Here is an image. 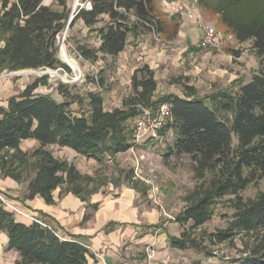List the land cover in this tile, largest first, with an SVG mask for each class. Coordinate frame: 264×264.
Wrapping results in <instances>:
<instances>
[{
  "label": "trees",
  "instance_id": "trees-1",
  "mask_svg": "<svg viewBox=\"0 0 264 264\" xmlns=\"http://www.w3.org/2000/svg\"><path fill=\"white\" fill-rule=\"evenodd\" d=\"M157 1L90 0L89 9L72 13L67 0H51L50 5L43 0H0V73L57 69L70 73L58 59L57 36L67 28L71 16L69 29L81 22L98 36L97 47L76 44L81 59H115L124 52L129 37L165 34V24L156 12ZM241 1L199 0V4L212 5L226 31L239 44L250 42L262 64L264 5L249 8ZM235 4L245 15L238 14ZM177 32L178 27L171 35ZM46 80L47 76L37 79L0 104V176L26 183L23 200L38 197L52 205L53 193L59 189V197L71 194L87 202L107 185L99 170L81 174L73 162L55 158L47 147L68 148L99 166L113 162L132 148L134 122L142 110L156 111L166 105L169 116L160 137L170 132L173 142L165 156L188 157L195 182L174 218L181 232L177 237L168 235L169 248L208 256L204 242L215 247L238 241L241 256L228 264H264V193L247 199L242 196L264 180V70L259 69L235 90H216L199 98L195 87L183 85L182 97L165 94L156 98L154 71L143 65L131 75L130 95L119 108L106 110L100 92H87V111L78 115L69 109L78 97L65 85L57 86L61 101L34 94ZM93 83L98 89L105 86L102 78ZM26 140H35L38 147L31 152L22 150L20 144ZM132 177L127 175L124 182L145 195ZM0 195L13 201L5 192ZM226 198L232 211L227 227L202 232ZM27 223L17 220L0 202V234L7 236L6 250L18 255L14 264H97L78 238L64 240L38 222ZM197 232L201 234L197 236Z\"/></svg>",
  "mask_w": 264,
  "mask_h": 264
},
{
  "label": "rangeland",
  "instance_id": "rangeland-1",
  "mask_svg": "<svg viewBox=\"0 0 264 264\" xmlns=\"http://www.w3.org/2000/svg\"><path fill=\"white\" fill-rule=\"evenodd\" d=\"M67 1L73 10L76 0ZM184 2H187L188 6H193V10L198 12L197 16L204 26L213 27L222 34L223 42L219 49L200 48L198 44L200 37L198 38L197 35H187L184 39L179 33L183 30V16H173L163 12L166 7L163 9L158 0L155 4L156 12L165 24V34L152 32L141 35L137 39L129 37L128 45L117 58L105 57L96 62H89L76 54L75 46L82 44L91 48L97 47L99 45L98 36L94 30L90 31L81 22H77L73 28H66L59 35L58 59L65 64L60 55L61 50L64 49L66 54L76 62L79 72L68 66L70 73L61 69L3 71L0 73V101L20 93L27 85L47 76L46 84L38 86L34 94L49 95L61 101L62 97L57 93V86L65 85L69 92L78 97L69 107L73 114L78 115L87 111L85 102L87 92H100L103 95L106 110L119 108L122 100L130 95L131 74L136 68L146 64L153 68L155 73L156 98L165 94L181 96L183 85L195 87L199 98H204L216 90H235L239 84L249 82L259 69L264 70V60L260 64L251 48V43H237L220 23L219 14L212 5L210 7L201 6L199 0H184ZM43 3L50 5L51 0H43ZM83 4H85L84 0H77L75 10ZM241 5L255 8L264 5V0H244L241 1ZM237 6L238 4H235L238 14L245 15L241 6ZM176 9L177 11H173ZM167 11L180 14L185 10L175 6ZM100 26L101 24L97 25V27ZM176 27H178V32L172 36L171 33ZM198 31L201 34V31ZM100 78L105 83L103 89H98L93 83ZM72 86L74 88H71ZM172 142L173 136L170 132L159 141L145 140L138 144L133 134L132 148L115 158L113 162L104 163L101 166L96 164L94 168L88 160L80 159L77 163L83 174L92 175L99 170L100 177L107 182L105 187L128 186L124 179L127 175H132V182L137 183L140 190L146 191L145 195L139 196L138 202L143 204L147 210L156 211L158 226L170 227V234L179 236L181 228L174 222V218L184 207L183 198L194 188L195 182L191 171V161L188 157L165 156ZM27 144L23 142L22 146L26 148ZM50 150L57 156L64 154L57 146L50 147ZM258 192L264 193V180L257 187H249L242 193V196L245 199L254 198ZM226 201L227 198L216 207L214 217L201 228L202 232L212 233L227 227L232 211L227 207ZM11 204L26 214H30L13 202ZM16 218L19 221L29 222L18 215ZM199 234L201 232L196 233L197 236ZM203 246L206 248L205 252L210 255L205 256L204 253L188 250L183 257H180L179 262L228 264L241 256V246L238 241L215 247L204 242Z\"/></svg>",
  "mask_w": 264,
  "mask_h": 264
},
{
  "label": "crops",
  "instance_id": "crops-1",
  "mask_svg": "<svg viewBox=\"0 0 264 264\" xmlns=\"http://www.w3.org/2000/svg\"><path fill=\"white\" fill-rule=\"evenodd\" d=\"M163 4L166 5L165 9ZM160 5L165 13L183 16V30L179 33L184 39L187 35H197L198 38L201 36L198 31L200 30L197 22L198 12L196 11L189 17V11L193 9V6H188L184 0H161ZM175 6L185 11L180 14L167 11ZM150 69L153 70L151 67ZM6 100L0 101V104L3 105ZM23 142L28 143L26 148L22 146ZM23 142L20 148L24 151L31 152L38 147L35 140ZM50 147L54 146L47 147V150L51 152ZM59 149L64 154L57 156L52 153L53 156L73 162L80 172L77 162L80 159H88L68 148L59 147ZM88 161L94 168L96 163L93 160ZM59 191L57 189L53 193L54 204L52 205L46 204L38 197L32 201L23 200V196L27 193L26 184H18L0 176V192L7 193L13 199L11 202L36 216L64 240L78 238V242L95 256L97 264H184L180 263L179 259L185 255L186 251L171 249L168 246V235L176 237L178 235H171L170 227L153 228V226H158L156 211L147 210L143 204L138 202L140 194L130 186L103 187L98 193L91 195L87 202H81L71 194L59 197ZM94 205H96L95 209L92 208ZM86 215L88 218L85 220ZM7 242L6 234L1 233L0 264H14L18 259L17 253L6 250ZM148 248L155 250L154 259L151 262H148L146 257Z\"/></svg>",
  "mask_w": 264,
  "mask_h": 264
},
{
  "label": "built area",
  "instance_id": "built-area-1",
  "mask_svg": "<svg viewBox=\"0 0 264 264\" xmlns=\"http://www.w3.org/2000/svg\"><path fill=\"white\" fill-rule=\"evenodd\" d=\"M90 0H87L85 4L81 5L80 8H90ZM165 4L163 7L165 8ZM196 12L191 9L189 11V17H191ZM198 27L201 31V36L198 40L200 48L203 49H219L222 42L223 36L215 28L204 26L199 17H197ZM59 36H57V42L59 44ZM169 116V110L166 105L160 106L156 111L151 109L142 110L141 115L134 122V139L136 143H141L145 140H150L152 142L159 141L160 131L165 126L166 120ZM0 202L10 211H12L16 216H21L27 219L29 222H38L42 226L51 229L48 225L42 223L36 216L32 214H26L17 207L13 206L10 201H7L2 195H0ZM155 256V250L148 248L146 250L147 261H153Z\"/></svg>",
  "mask_w": 264,
  "mask_h": 264
},
{
  "label": "bare ground",
  "instance_id": "bare-ground-1",
  "mask_svg": "<svg viewBox=\"0 0 264 264\" xmlns=\"http://www.w3.org/2000/svg\"><path fill=\"white\" fill-rule=\"evenodd\" d=\"M63 48H64V47H63ZM60 55H61V59H62L66 64H68L73 70L79 72V68H78L76 62L74 61V59L70 58V57L66 54V52H65L64 49L61 50ZM26 73H27V72H26Z\"/></svg>",
  "mask_w": 264,
  "mask_h": 264
},
{
  "label": "water",
  "instance_id": "water-1",
  "mask_svg": "<svg viewBox=\"0 0 264 264\" xmlns=\"http://www.w3.org/2000/svg\"><path fill=\"white\" fill-rule=\"evenodd\" d=\"M76 3H77V0L75 1V4H74V8L72 10V13H74V11H75ZM72 19H73V16L70 17V20H69L68 25H67V29L69 28V24H70V22H71ZM66 66H68L70 68V66L68 64H66Z\"/></svg>",
  "mask_w": 264,
  "mask_h": 264
}]
</instances>
